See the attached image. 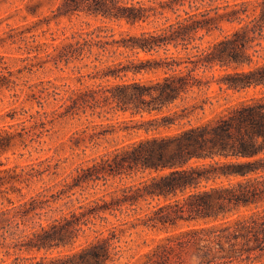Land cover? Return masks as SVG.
Segmentation results:
<instances>
[{
    "label": "trees",
    "instance_id": "1",
    "mask_svg": "<svg viewBox=\"0 0 264 264\" xmlns=\"http://www.w3.org/2000/svg\"><path fill=\"white\" fill-rule=\"evenodd\" d=\"M83 14L130 30L81 28L51 43L45 57L59 67L92 58L102 65L108 56L110 64L95 65L92 77L106 81L71 89L61 99L50 81L32 96L43 100L46 93L62 103L53 119L30 114L24 134L41 137L57 117L130 113L120 130L145 135L78 165L51 197L111 179L131 181L56 216V203L38 201L51 187L20 203L5 195L0 264H181L189 249L202 264H264V0H61L53 19ZM217 69L224 72L216 81L227 90L262 92L169 132L204 110L208 97L184 103L210 86L215 75L208 74ZM146 73L154 76L137 78ZM11 82L3 76L0 87ZM18 169L0 171L9 174L0 187L10 184L21 193L18 184L58 175L59 163ZM131 212L128 221H110ZM131 230L156 236L123 263L132 247L122 239Z\"/></svg>",
    "mask_w": 264,
    "mask_h": 264
},
{
    "label": "rangeland",
    "instance_id": "2",
    "mask_svg": "<svg viewBox=\"0 0 264 264\" xmlns=\"http://www.w3.org/2000/svg\"><path fill=\"white\" fill-rule=\"evenodd\" d=\"M60 2L61 0H0V82L3 81V76L12 81L9 86L0 87V171L15 166H18V171H20L42 161L50 162L52 165L59 163L58 175H45L42 181H34L30 186L25 183L18 184L17 186L22 189L21 193L10 189V184L2 185L0 187V210L8 206L5 195L12 198L15 203H20V200H30L40 191L51 187L50 191L45 192L47 197H40L38 201L43 203L48 199V203H56L53 204L54 211L51 213L56 216L61 211L77 206L78 203H87L89 200L118 189L122 184L129 183L131 180L111 179L106 185L100 182L88 189L77 188L62 194L58 200L51 197L58 195L64 184L63 179H67L66 177L74 172L78 165H87L93 158L117 145L129 143L145 135L143 132L121 131L120 128L126 125L124 121L132 116L130 113L120 111L103 113L101 116L88 113L77 117H57L48 124V131H45L41 137L24 134L23 128L26 127L29 130L32 125L31 122L23 123L30 118V114L39 112L43 117L53 119L54 113L51 112L57 110L62 103L60 100L55 101L52 97H46V93L43 94L45 97L43 100L35 98L41 94L40 90L44 87L50 88L54 83L61 89V94L58 96V99H61L71 89L85 85H98L106 81L92 77L97 74L95 65L101 69L110 64L108 56L102 57V62H104L102 65L100 62H93L94 58H92L83 63H70L69 65L62 63L57 67L45 57L46 52L51 50V43L58 42L81 28L92 29L100 25H108L109 29L117 34L130 30L125 23L110 22L84 14L79 17L53 19ZM49 19L51 20L48 24ZM53 38L57 40L53 41ZM47 44L49 46H46ZM223 72L217 69L209 73V76L215 75L210 86L191 93L184 103L189 105L208 97L209 102L204 110H196L189 118L183 120L181 125L173 127L169 132L177 131L189 120L192 124H198L214 118L226 107L262 92L261 89H251L240 93L227 90L225 86H221L216 81ZM153 76L152 73H146L137 78ZM39 101L43 104H39ZM136 119L139 120L141 117L137 116ZM113 129L116 130L114 134H107L100 138L91 137L95 131ZM6 144L8 146L4 149L3 145ZM8 177V173L0 172V184ZM133 214V212L129 216L125 214L119 219L110 217V221L116 224L128 221L132 219ZM155 236L153 232L148 231L137 233L131 230L127 233L122 239V244L127 241L132 249L123 259V263L132 260L130 255H136L146 249L138 247V244L144 239L150 243L152 237ZM181 262V264H202L194 249L187 250Z\"/></svg>",
    "mask_w": 264,
    "mask_h": 264
}]
</instances>
